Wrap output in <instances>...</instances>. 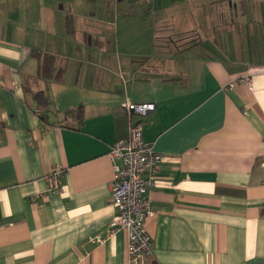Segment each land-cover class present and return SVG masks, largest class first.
<instances>
[{"label":"crops","instance_id":"1","mask_svg":"<svg viewBox=\"0 0 264 264\" xmlns=\"http://www.w3.org/2000/svg\"><path fill=\"white\" fill-rule=\"evenodd\" d=\"M148 3L109 0L115 12L103 14L90 0H0V264L126 263V232L109 234L125 100L156 104L142 119L162 155L147 193L149 264H264V5H242L246 30L218 39L212 25L157 34L134 17ZM248 74L252 88L238 80Z\"/></svg>","mask_w":264,"mask_h":264},{"label":"built area","instance_id":"2","mask_svg":"<svg viewBox=\"0 0 264 264\" xmlns=\"http://www.w3.org/2000/svg\"><path fill=\"white\" fill-rule=\"evenodd\" d=\"M239 82L253 87L251 74L242 75ZM122 108L129 118V134L127 138L118 139L110 147L109 154L113 159L115 171L113 181L112 202L118 207V215L111 223L109 234L124 230L127 235L125 264H149L153 254V238L145 226V218L154 213L149 196V189L156 182V175L162 155L154 149L152 143L143 138V118L156 108L153 101L122 102ZM263 168L261 184L264 187V151L258 155ZM116 160L120 163L117 164ZM60 167H54L47 174L51 189H60ZM33 198V197H32ZM92 240L102 242L101 236Z\"/></svg>","mask_w":264,"mask_h":264},{"label":"rangeland","instance_id":"3","mask_svg":"<svg viewBox=\"0 0 264 264\" xmlns=\"http://www.w3.org/2000/svg\"><path fill=\"white\" fill-rule=\"evenodd\" d=\"M90 1L92 8L95 10H98V7L101 6L102 9L100 10V12L103 14H113L115 12V4L109 6V0ZM248 1L249 0H150V4H147V6L150 7V10L146 12L145 7L140 8V12H135L134 17H138L139 14L145 13L146 18H148L147 22L151 25V27L153 26V24L157 26V29L159 30V33L157 34H163V32L167 33L168 30L174 29H185L187 31L196 29L193 31L197 33L199 31L206 32L208 31L206 27L212 25L214 31L218 33L217 38L219 39L220 35L223 33L224 28L227 29V34L232 32L233 28L239 26H241V29L243 31L246 30L243 21H245L249 16H243L241 7L242 3L247 5ZM232 2L234 3V5L238 6L236 15L233 14L235 10L233 13H230L229 7L231 6ZM141 5L146 6L144 2H142L140 6ZM262 5H264V0L262 1ZM136 7H139V5H135V8ZM153 17H157V21H154ZM232 17L236 19V22H234L231 26H224L226 20ZM119 24H121V20H119ZM110 29V31L113 32V27H110ZM211 32L213 33V30ZM118 37L120 47H126V38L122 35V33H119ZM187 38H190L191 40L192 37L188 35ZM227 38L230 39L228 36ZM138 39L139 36H137L135 32H132L130 40L128 39L127 41L129 42V44H131V47H144V45L140 44V41H138ZM199 39L200 38L198 37V40ZM231 41L232 40L230 39V41L228 40L227 42L231 43ZM152 42L153 39L150 35L148 47H153ZM158 43H164V41L160 42V40L157 39V44ZM30 87L31 85L29 86V88Z\"/></svg>","mask_w":264,"mask_h":264},{"label":"trees","instance_id":"4","mask_svg":"<svg viewBox=\"0 0 264 264\" xmlns=\"http://www.w3.org/2000/svg\"><path fill=\"white\" fill-rule=\"evenodd\" d=\"M226 1H228V0H226ZM261 1H263V0H249L247 5H246L247 11H250V12L255 11L259 7L258 4ZM242 5L244 6L245 4L242 3ZM237 7L238 6L234 5V3L232 2L231 6L229 7L230 13H233L235 10V12L233 14L236 15L237 14ZM242 9L243 8L241 7V11H242ZM242 12H244V11H242ZM234 22H236V19L234 17L229 18L228 23L224 26H226V27H228L229 25L231 26V25H233ZM53 69H54V57L52 55H45L44 59H43V63H42V68H41V75L42 76H49L50 74H52ZM33 96L39 104H47L48 103L47 95L44 93L43 90L36 91Z\"/></svg>","mask_w":264,"mask_h":264}]
</instances>
